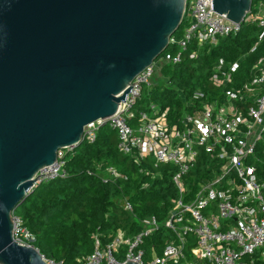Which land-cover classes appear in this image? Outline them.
<instances>
[{
	"label": "built area",
	"instance_id": "2783aa9c",
	"mask_svg": "<svg viewBox=\"0 0 264 264\" xmlns=\"http://www.w3.org/2000/svg\"><path fill=\"white\" fill-rule=\"evenodd\" d=\"M226 19L213 10V0H186L182 35H174L165 53L134 79L133 94L107 121L117 133L120 153L136 164L150 159L156 167L174 168L178 196L167 218H144L139 233L119 231L105 246L97 240L94 252L80 264H264V58L242 84L234 78L240 61L226 66L220 60L205 89L197 90L191 101L184 98L190 109L181 117L171 118L170 108L156 104L136 112L144 89L163 67L198 60L206 46L217 47L221 39L240 32L245 22L261 28L252 51L264 40V1L255 4L241 24H222ZM101 124L86 127L83 142L94 143ZM70 152L73 147L60 150L57 161L38 172L35 186L66 178ZM198 167L202 180L190 188L189 177ZM108 172L118 176L113 168ZM12 220L15 241L34 247L33 234L15 212ZM162 229L168 236L162 238L161 253L154 247L149 254L146 241Z\"/></svg>",
	"mask_w": 264,
	"mask_h": 264
},
{
	"label": "water",
	"instance_id": "95a60500",
	"mask_svg": "<svg viewBox=\"0 0 264 264\" xmlns=\"http://www.w3.org/2000/svg\"><path fill=\"white\" fill-rule=\"evenodd\" d=\"M254 1L213 0V10L236 26ZM185 9L186 0H0V264H47L15 241L12 214L60 150L126 104Z\"/></svg>",
	"mask_w": 264,
	"mask_h": 264
},
{
	"label": "trees",
	"instance_id": "16d2710c",
	"mask_svg": "<svg viewBox=\"0 0 264 264\" xmlns=\"http://www.w3.org/2000/svg\"><path fill=\"white\" fill-rule=\"evenodd\" d=\"M260 1L263 0L253 2L251 12ZM185 25L184 20L176 37L182 35ZM260 35L261 28L256 22H245L240 32L221 39L217 47L206 46L198 60L187 58L178 66L163 67L162 79L169 77L180 91L164 86L160 83L162 79H158L159 83L154 80L150 88L144 89L136 112L156 104L170 108L171 118L181 117L190 109L184 98L191 101L197 90L205 89L212 68L220 60L226 66L240 61L235 81L242 84L250 80L253 66L264 58V40L252 51ZM110 168L118 176L102 177L101 173ZM66 170V178L38 186L15 211L33 234V246L46 260L57 264H80V259L94 252L97 240L105 246L119 231L128 236L139 233L144 218L156 217L163 222L178 196L173 182L174 168L156 167L150 159L136 164L120 153L117 133L108 124L99 128L94 143L84 141L67 154ZM200 171L198 167L192 173L188 187L202 180ZM126 203L132 211L126 209ZM167 236L162 229L148 239L147 252L152 253L155 247L160 254L162 238Z\"/></svg>",
	"mask_w": 264,
	"mask_h": 264
},
{
	"label": "rangeland",
	"instance_id": "374dc122",
	"mask_svg": "<svg viewBox=\"0 0 264 264\" xmlns=\"http://www.w3.org/2000/svg\"><path fill=\"white\" fill-rule=\"evenodd\" d=\"M263 1H264V0H263ZM158 79H162L161 72H158V74H157L156 77L154 78V80H157L158 83H159V80H158ZM165 79H166V80H165ZM165 79H162L164 82H163V81H160V83H162L164 86H166V87H168V88H170V89H173V90H176V91H180L179 88H178L174 83H172V82L170 81L169 77H166ZM154 80H153L152 84L154 83ZM92 126H93V128L96 127V126H97V123L93 124ZM101 175H102V177H104V178H108V177H110V174H109L108 171H107V172H103V173H101Z\"/></svg>",
	"mask_w": 264,
	"mask_h": 264
}]
</instances>
